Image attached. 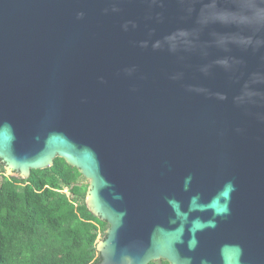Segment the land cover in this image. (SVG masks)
Masks as SVG:
<instances>
[{
    "label": "water",
    "instance_id": "water-1",
    "mask_svg": "<svg viewBox=\"0 0 264 264\" xmlns=\"http://www.w3.org/2000/svg\"><path fill=\"white\" fill-rule=\"evenodd\" d=\"M56 158L100 264H264V0H0V162Z\"/></svg>",
    "mask_w": 264,
    "mask_h": 264
},
{
    "label": "trees",
    "instance_id": "trees-1",
    "mask_svg": "<svg viewBox=\"0 0 264 264\" xmlns=\"http://www.w3.org/2000/svg\"><path fill=\"white\" fill-rule=\"evenodd\" d=\"M3 170L0 162V264H100L96 241L108 226L87 210L75 168L56 158L25 180Z\"/></svg>",
    "mask_w": 264,
    "mask_h": 264
},
{
    "label": "rangeland",
    "instance_id": "rangeland-1",
    "mask_svg": "<svg viewBox=\"0 0 264 264\" xmlns=\"http://www.w3.org/2000/svg\"><path fill=\"white\" fill-rule=\"evenodd\" d=\"M3 169H4V168H3ZM3 171H4V170H3ZM4 176L7 177L8 175H6L5 172H4ZM0 178H1V177H0ZM18 179H19V178H18ZM21 180H22V179H21ZM85 182H86L87 184H89L88 181L85 180ZM102 239H103V238H102L101 236L97 239V241H96V242H97L96 247L98 246V243H100V242L102 241ZM96 252H97V249H96ZM98 255H99V254H98V252H97V256H98ZM98 257H99V256H98Z\"/></svg>",
    "mask_w": 264,
    "mask_h": 264
}]
</instances>
